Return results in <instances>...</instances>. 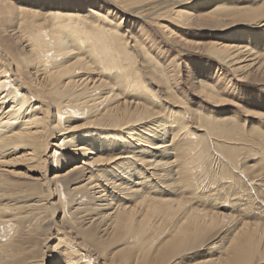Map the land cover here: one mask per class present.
I'll list each match as a JSON object with an SVG mask.
<instances>
[{
	"label": "bare ground",
	"instance_id": "1",
	"mask_svg": "<svg viewBox=\"0 0 264 264\" xmlns=\"http://www.w3.org/2000/svg\"><path fill=\"white\" fill-rule=\"evenodd\" d=\"M164 45L185 61L207 55L222 71L193 58L181 66V87L180 63ZM236 82L264 91V0H0V264H172L224 232L225 250L215 255L213 245L190 264H264V223L233 209L190 208L174 218L177 198L166 238L155 245L160 238L145 236L149 213L175 201L165 195L174 175L188 172L186 147L207 150L208 134L231 141L222 133L235 127L234 112L214 106L237 100L248 115L252 97ZM251 118L264 125V113ZM251 118L239 120L248 127ZM215 147L226 161L230 149ZM172 156L181 160L177 173ZM22 165L26 180L16 177ZM52 206L61 235L53 236V220L42 225ZM255 214L264 217V208Z\"/></svg>",
	"mask_w": 264,
	"mask_h": 264
},
{
	"label": "rangeland",
	"instance_id": "2",
	"mask_svg": "<svg viewBox=\"0 0 264 264\" xmlns=\"http://www.w3.org/2000/svg\"><path fill=\"white\" fill-rule=\"evenodd\" d=\"M134 21L135 22H133V19L131 20V24L133 26H136L141 29L146 28L142 24L141 20L134 19ZM226 32L228 31H225L224 33ZM230 34L233 35L234 32H232L231 30ZM248 39L251 40V38ZM158 43L159 45L163 46L162 43L160 42ZM164 48L166 49L165 50L166 56L168 57L174 56V59L180 63L178 66L179 74L175 78L179 83L178 85L181 87L185 86L186 77L184 71L181 69V66H184L185 62H190L193 61L194 59H197L201 64L206 66V70H208L210 73L214 75H218V73L222 71L219 70L218 67H216V65L211 61V57L207 55L206 57H202V56L194 57V55H192L193 57L190 56L191 58L188 59L189 61H185L187 58L186 56L179 55L176 51H173L167 45H164ZM258 78H261V76H258ZM225 83H227V81ZM232 83L235 84V81H233ZM236 83H237L236 86H239L240 88L241 85H238L239 84L238 82ZM184 90H185L184 94L190 95L186 91V89ZM173 91L174 90L171 89V92ZM237 92L245 94L246 96L249 95V98L252 97L250 98L252 99L250 105H245L246 110H248V115L246 117L251 118V116H253V114L258 111L264 113V99L261 98L260 96V94H262L264 91L263 89L259 88V86L255 82L254 83L250 82L249 84L243 83V86ZM231 97L235 100L233 95H231ZM195 99L193 102H195L196 104L197 103L200 105L205 104V102H203L202 100L200 99L195 100ZM190 100L192 99L190 98ZM235 101L236 103H238L237 106H233V105H222L218 107L214 106L216 108H219L218 111L230 109L231 111L234 112L233 114L235 116V119L233 121L235 127L229 128L227 132L222 133L224 135H228L231 138L230 139L231 141H227L223 137L214 135L217 138L216 139L213 135L209 136L208 134L207 135L208 137L207 136L205 137L208 146L207 150H203L202 148L198 149V147H195L193 145L186 147L184 154L182 155L183 156L182 161L185 163V169H187L188 172L185 175L181 174L178 178H176L177 174H175L174 175L175 182L174 184L171 185L173 192L171 194L166 193L165 195V197L173 198L175 201H173L169 205L170 207L167 205L168 208H166L164 213H149L148 220L151 221L148 222V225L150 229L148 231V235L145 236H149V238L151 239L160 238L155 243V245H157L158 242L166 238V236H164L165 233H163L165 228L164 224L170 221V217H168L170 213V208L172 205L177 207V202H176L177 198H180L181 200L180 202L181 209L174 215V218L176 217L177 214L190 208H197L208 213H212L211 211H218V212L223 211V213H227V212L229 213L230 211L232 212L234 210L232 213L238 214L236 216L237 218H240L245 221H256V222L264 223V217L260 218V216L255 214L257 213V210H259V208H264L263 206L264 204V181H263L264 180L263 179L264 178V125L262 124L261 121H258L255 118L254 119L251 118L252 123L248 125V127L246 126V124L244 125L243 121L239 120L242 118H246L242 113L243 111L241 110L242 104L237 100ZM174 102L176 104H179V102L176 101ZM162 106H164V104ZM205 107L207 108V105H205ZM176 108L179 109L178 107ZM163 111L168 113L169 110L163 109ZM207 112L208 111H206V114H209ZM217 114H224V113L217 112L216 115ZM176 116L177 115H175V117ZM249 126H252L251 128H253L255 131L254 132H251V130L248 131ZM217 144L221 146H225L226 148L230 149V151H226V153L228 152L227 153L228 157L226 158V161H223L221 159L220 156L222 155L219 154V152L216 150L215 146H217ZM199 152L202 153L199 154ZM226 153L224 155H226ZM173 159L175 163V167L173 169L176 171L175 173H177V169L179 167V163L181 162V160L175 156L171 157V160ZM73 163H74L73 161H70L66 165H63L61 168L58 169L54 168L52 171L47 172V176L48 177L51 176L58 170H64L70 167L71 165H73ZM251 166H257L258 171L260 172L258 176L253 177L254 169H247ZM17 169H20L21 172L23 171L24 172L19 173L20 176L17 175L16 177L20 178L21 180L24 179L26 180L27 174L30 172L25 171L26 169L25 167H23V165L22 168H17ZM234 170L241 173V176L236 174ZM243 170H245V172H243ZM250 177H252L251 184L255 186L254 188L248 186L247 184ZM192 182L194 186L191 185ZM259 182L261 183V185H259ZM145 186L146 187L154 186L156 190H160V189L163 190L159 186H156L151 183H147ZM151 188H149L148 190H150ZM258 190H260V192ZM241 206L246 211H242L240 209ZM52 207L53 209H56V211L53 213L52 216H47V218L42 221V225H46L48 222L52 220L54 223H57L55 224V226L53 225V230H52V232L53 231L55 232L53 234V236H55L56 233H58L57 231H55L56 228L60 227L61 229L65 227V225L61 223L62 214L58 213L57 207L55 206ZM235 210L237 211L235 212ZM53 217H55L54 218L55 220L53 219ZM235 221L237 220H232V223ZM157 231L158 232L160 231L161 233L159 235H154L155 232ZM58 234L61 235V233ZM224 234H222L223 236L221 235L219 238L215 239L214 242H216V244L208 243L202 249L194 250L184 254L182 253V255L178 256L177 258H174L172 264H190L193 263V261L195 262L204 257H207L206 253L214 249L211 247L213 245H215L217 248L215 249L217 251L214 252L215 255H219L218 251H221L222 248H224L225 250V246L228 243L227 238L230 236L227 233L225 235ZM124 241L125 240H123V242ZM56 242L57 241L54 240L49 243L50 250L53 249V246H55ZM124 247H129L130 251L133 253H136V251L138 250L132 243H126ZM196 247H200V246H195L192 249H195ZM89 250L91 251L92 249ZM46 252L50 254V251H46ZM93 252L97 254V251L95 252L94 250ZM119 252H126L129 254V251H125V250H120ZM97 257L100 258V255H97ZM169 261L170 260H168L167 263Z\"/></svg>",
	"mask_w": 264,
	"mask_h": 264
}]
</instances>
